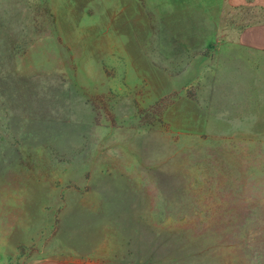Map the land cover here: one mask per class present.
<instances>
[{"label": "rangeland", "instance_id": "374dc122", "mask_svg": "<svg viewBox=\"0 0 264 264\" xmlns=\"http://www.w3.org/2000/svg\"><path fill=\"white\" fill-rule=\"evenodd\" d=\"M262 11L0 0V264H264Z\"/></svg>", "mask_w": 264, "mask_h": 264}, {"label": "crops", "instance_id": "0c3cea01", "mask_svg": "<svg viewBox=\"0 0 264 264\" xmlns=\"http://www.w3.org/2000/svg\"><path fill=\"white\" fill-rule=\"evenodd\" d=\"M233 6H260L264 16V0H227ZM240 46L264 53V22L243 28L238 37Z\"/></svg>", "mask_w": 264, "mask_h": 264}]
</instances>
